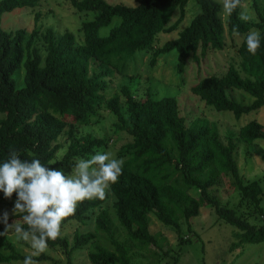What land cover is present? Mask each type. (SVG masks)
Segmentation results:
<instances>
[{
  "label": "trees",
  "instance_id": "obj_1",
  "mask_svg": "<svg viewBox=\"0 0 264 264\" xmlns=\"http://www.w3.org/2000/svg\"><path fill=\"white\" fill-rule=\"evenodd\" d=\"M38 1L0 0V162L9 151L16 150L24 159L36 158L49 164L63 148L59 139L65 137L66 150L50 167L69 175L79 158L88 159L108 147V139L79 132L91 124L102 107L114 118L115 130L130 137L116 153L117 159L124 160L122 174L106 199L81 202L75 214L61 225V230L73 222L85 225L89 214L100 209L95 232L80 234L75 230L72 243L60 235L49 241V248H61L70 260L76 250L89 246L92 264H132L133 251L149 252L153 247L152 256L163 255L169 258L165 264H177V256L163 247L166 238L151 229V221L155 219L161 227L174 230L182 241V223L191 230L190 220L205 207L214 211L218 221L234 228L229 252L246 244L264 243L262 187L256 181L244 180L236 158L239 145L250 147L264 140L259 122L252 120L237 132L228 131L223 142L216 127L199 123V119L190 123L181 116L175 97L156 99L148 91L145 99H138L125 85L109 99L104 97L107 78L114 72L123 75L136 52L150 54V68L159 58L174 53L176 72L183 74L190 58L198 62V51L204 56L210 49L224 50L225 33L233 36V28L238 27L243 36L237 49L240 69L230 65L222 75L200 79L190 91L206 106L230 112L236 119L264 110V0H251L258 22L240 20L242 6L223 20L218 1L193 0L198 10L189 25L161 47H155L157 36L178 30L190 0H133L134 6L111 5L105 0H68L74 10L94 14L81 26L80 43L72 33L56 36L51 28L41 35L39 14L34 16L31 32L25 28L7 32L1 27L3 14L34 8ZM176 11L179 18L169 25ZM110 24L109 33L100 36L99 29ZM253 29L261 34V46L255 55L248 53L244 41V35ZM38 40L43 49L37 45ZM20 71L23 84L17 87ZM235 92L249 96L251 101L236 100L232 96ZM224 178H230L238 193L236 208L221 205L211 192L222 185ZM110 196L114 199L112 218L110 209L104 206ZM15 199V193L11 199L0 193V201ZM251 216L261 218L260 223H252ZM113 221L125 241L116 240ZM8 222L23 225L20 214ZM99 232L107 236L111 249L96 242ZM5 246L10 253L0 251V264L24 260L12 243L5 241ZM34 259L50 261L45 255Z\"/></svg>",
  "mask_w": 264,
  "mask_h": 264
},
{
  "label": "rangeland",
  "instance_id": "obj_2",
  "mask_svg": "<svg viewBox=\"0 0 264 264\" xmlns=\"http://www.w3.org/2000/svg\"><path fill=\"white\" fill-rule=\"evenodd\" d=\"M111 5L123 4L134 6L133 0H105ZM222 6V0H216ZM198 7L193 0H190L185 8V17L179 25L178 30L169 34H159L155 41V47H161L166 41L177 37L178 32L187 27L192 17L197 12ZM241 12L249 16L248 21L258 22V17L251 7V0H242ZM40 15L37 27L41 35L51 28L56 36H60L65 32H70L75 36L77 43L82 42L83 35L80 32L84 22L93 19L94 14L87 12H78L74 10L68 0H39L34 8L16 9L11 13H5L1 19V27L10 32L18 28H25L28 32L34 28V16ZM226 13L222 7V19L225 20ZM179 18V12L176 11L169 25L173 24ZM115 22V21H114ZM113 24V23H112ZM103 27L99 29L100 36H106L113 26ZM243 39V36H229L225 33V48L222 51L208 50L204 56L200 51L197 53L198 62L194 58H190L183 74L176 72V55L174 53L167 57H161L157 60L154 67H149L150 54L147 52H136L127 65V69L123 75L116 72L109 78L108 88L104 92L105 99H109L119 92L121 86H127L133 96L138 99H145L146 93L149 91L151 97L160 99L162 97H175L180 115L186 117L188 122L199 119V123H208L217 128L220 138L226 142L228 131L237 132L241 127L245 126L252 120L259 122L264 128V110L263 108L257 112H251L243 115L240 119H236L230 112H218L209 106H206L198 97L192 95L190 89L200 79L210 75H222L226 72L230 65L240 69L241 59L237 54V49ZM37 45L43 49L42 41L38 40ZM23 72L17 75V87L22 86ZM232 96L244 103L251 101V98L240 92L232 93ZM114 118L102 107L99 114L94 118L90 125L81 127L79 132L81 135L91 134L95 137L106 138L109 140L108 147L105 150L111 152L116 157L118 149L130 141V137L123 133L117 132L114 128ZM63 148L57 153L56 158L48 165L60 159L67 147L65 137L59 139ZM248 153V154H246ZM236 158L240 174L245 181H256L262 187L261 205L264 207V140L254 142L250 147L239 145L236 152ZM77 162V161H76ZM75 169L69 173L74 174ZM230 178H224L219 188L213 189L212 194L219 200L223 206L236 208L239 196L232 186ZM113 197L105 203L104 206L110 209L109 214L112 218L111 205ZM14 201H0V217L7 211L9 219ZM101 210L90 213L85 225L69 223L61 230V235L68 237L72 243L74 231L80 234L95 232V218ZM114 219V218H113ZM250 221L258 225L261 218L250 217ZM2 223V222H1ZM116 230L115 238L119 242L125 241L124 233L117 230V223L114 222ZM11 224V223H9ZM191 230L183 222L181 228L182 241L177 233L170 228H163L160 224L152 219L151 229L159 231L166 238V244L163 247L170 251V255L177 256V264H264V243L246 244L243 248L229 252V246L233 241L232 226L224 224L217 220L214 211L209 208H201L199 216L190 220ZM4 231V225L2 223ZM5 241L12 243L17 252L24 256L31 255L32 249L27 242H15L12 234L0 236V251L9 254L10 249L5 246ZM96 242L111 249L107 236L102 233L96 234ZM183 242V243H182ZM89 246L76 250L67 259L61 248H49L45 255L50 261H38L39 264H92L88 257ZM145 251H133L132 264H165L169 258L163 255L154 257L151 255L154 251L153 247ZM161 252H159L160 254ZM162 254V253H161ZM10 264H22L21 261H13Z\"/></svg>",
  "mask_w": 264,
  "mask_h": 264
},
{
  "label": "clouds",
  "instance_id": "obj_3",
  "mask_svg": "<svg viewBox=\"0 0 264 264\" xmlns=\"http://www.w3.org/2000/svg\"><path fill=\"white\" fill-rule=\"evenodd\" d=\"M242 6V0H222L224 12L230 17ZM241 12L240 20L248 21ZM240 36L238 27L233 28ZM260 32L253 29L244 35L249 54L255 55L261 46ZM124 160L114 158L111 152L97 150L90 158H79L74 174L66 175L59 168L50 167L39 159H24L16 150L9 151L0 162V193L5 199L16 194L11 214H20L23 225L9 224V213L0 217L4 231L0 236L12 234L15 242H27L33 250L22 264H39L34 259L45 253L49 241L61 235V225L72 217L83 201L106 199L111 186L122 174Z\"/></svg>",
  "mask_w": 264,
  "mask_h": 264
}]
</instances>
